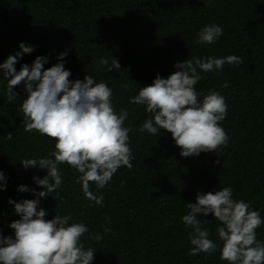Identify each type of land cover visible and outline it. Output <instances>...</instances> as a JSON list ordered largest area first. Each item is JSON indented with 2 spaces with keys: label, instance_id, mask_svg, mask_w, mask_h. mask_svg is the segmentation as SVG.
I'll use <instances>...</instances> for the list:
<instances>
[{
  "label": "trees",
  "instance_id": "trees-1",
  "mask_svg": "<svg viewBox=\"0 0 264 264\" xmlns=\"http://www.w3.org/2000/svg\"><path fill=\"white\" fill-rule=\"evenodd\" d=\"M213 23L223 34L214 44L196 43L200 30ZM22 42L33 51L17 58V72L38 56L47 57L43 67L50 68L67 51L63 65L71 72L69 80L91 75L96 83H106L115 111L127 110L124 126L133 129V167L121 166L103 189L91 185L103 195L102 205L85 197L74 182L79 174L62 164L60 188L39 198L45 219L70 214L69 224L83 223L89 231L81 243L96 251L92 264H227L219 250L189 255L191 229L182 216L198 192L231 187L233 199L249 203L264 221V0H0V64L19 52ZM229 55L242 57L243 63L201 73L204 78L195 85L201 102L209 90L224 97L228 108L220 125L229 137L226 146L182 157L169 132L137 131L151 116L145 106L130 103L141 88L157 75L166 79L178 71V62ZM101 58L108 59L107 66L99 63ZM112 59L120 69L107 71ZM224 83L228 86L222 88ZM7 86L0 69V172L5 178L0 181V236L12 237L9 225L20 216L9 200L37 199L34 192L18 188L42 191L33 177L47 175L21 162L49 158L55 140L24 131L18 110L27 98L24 84L14 87L13 101L7 99ZM197 218L208 221L202 227L219 246V222L211 213ZM105 228L111 231L105 234ZM96 234L103 239H90ZM256 236L264 242V223Z\"/></svg>",
  "mask_w": 264,
  "mask_h": 264
},
{
  "label": "clouds",
  "instance_id": "clouds-1",
  "mask_svg": "<svg viewBox=\"0 0 264 264\" xmlns=\"http://www.w3.org/2000/svg\"><path fill=\"white\" fill-rule=\"evenodd\" d=\"M223 34L217 24L204 26L196 43L214 44ZM19 52L10 55L0 64L8 81L7 99L14 100V87L23 82L27 98L19 111L23 113L24 131H33L55 140V150L49 158L25 159V168H38L47 171L44 178L33 177L42 191L36 192L26 186H19L21 192L32 191L38 197L32 200L14 202V211L20 216L9 227L14 236H0V264H92L94 248H85L81 238L89 229L83 223H72L71 215H55L46 220V211L38 210L39 198H46L62 184L60 165L66 164L79 175L74 182L81 185L85 197L95 204L102 205L103 195H96L91 185L103 189L121 166L133 167L134 158L129 145L131 126L125 127L128 111L121 109L119 114L112 104V89L104 82L96 83L91 75L83 81H70L71 72L66 70L63 59L67 51L60 53V61L44 69L47 57L38 56L31 67L24 64L19 72L14 65L18 57L30 54L33 47L19 44ZM101 65L109 61L101 58ZM243 58L229 55L223 58L206 57L187 59L176 63L179 69L168 78L159 75L151 85L145 86L130 98V103L145 106L151 114L145 119L139 133L160 134L161 130L171 134L180 147L182 157L197 156L201 152H215L226 146L229 140L220 122L226 118L228 105L224 97L215 90L198 100L200 93L195 85L204 77L201 73L219 72L225 64L238 65ZM120 69L117 60H111L107 71ZM227 83L221 85L227 87ZM12 139V133H7ZM215 163H220L219 159ZM0 172V181H3ZM0 190L4 185L0 184ZM55 198V197H54ZM188 213L182 216L183 224L190 228L189 241L192 245L189 255L221 251L220 259L227 264H264V242L257 240L256 230L264 221L257 210H251L249 203L233 199L231 187L215 193H197L196 202L186 204ZM211 213L219 225L216 228L219 246L209 238V231L203 228L206 220L198 219L197 214ZM105 234L111 231L105 228ZM96 241L103 236L90 237Z\"/></svg>",
  "mask_w": 264,
  "mask_h": 264
}]
</instances>
